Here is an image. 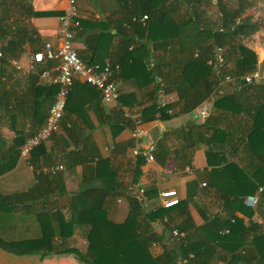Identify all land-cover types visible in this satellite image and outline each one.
I'll return each instance as SVG.
<instances>
[{
	"label": "crops",
	"instance_id": "crops-1",
	"mask_svg": "<svg viewBox=\"0 0 264 264\" xmlns=\"http://www.w3.org/2000/svg\"><path fill=\"white\" fill-rule=\"evenodd\" d=\"M243 1L249 2V6L239 19L245 21V26L248 29L251 27V30L249 29L248 34L239 33L236 39L255 52L257 63L253 73L257 81L264 82V0ZM20 2L30 6L33 13L26 14V11L18 17L17 26L19 29L25 28L27 34L17 37L19 43L22 38L21 50L18 52L16 50L14 57L6 59L7 64L4 65L5 69L0 77L1 86L4 88L12 86L15 91L31 85L29 74H37L43 62L48 66L55 63L52 60H44L42 63L34 64L33 71H26L31 63V54L39 49L42 43L49 42L53 48L58 44L57 17L66 5V0H20ZM225 2L227 7H230L236 0ZM213 3L206 10L208 26L216 23L220 16L218 12L215 14ZM76 4L79 19L96 26L104 24L112 35L100 34L98 40L97 38L93 40L90 36L85 38L89 32L94 31L91 27L83 29L80 26L74 31L72 38V48L77 56L85 62L97 61L99 64L108 62L119 66L118 61L122 57L120 39L126 32L121 27L126 26L124 23L120 26L118 22L121 13L117 2L76 0ZM79 32H82V35ZM179 38V43L181 41L186 49L201 41L198 30L196 31L193 26L182 27ZM94 42L97 44L95 53L89 49ZM167 58L169 56H166ZM176 58L177 56L170 57L171 60ZM11 60L14 61L13 64ZM158 60L157 57L151 58L149 67ZM122 64L123 70L120 71L118 67L113 77L118 90L116 100L106 103L100 98L96 100L74 98L76 103L83 101V104L78 106L71 104V101L68 105L66 103L58 128L26 158L19 157L18 146L21 141L15 142L14 130L8 126L7 120L1 122L0 154L5 153L7 156L8 149L12 148L10 155L14 158L10 160L6 158L1 162L4 163L5 170L0 173V239L24 241L34 240L42 235L47 238L52 234L48 245H52L56 250L39 254H20L0 247V264H90L83 257L87 245V213L80 208L82 198L76 195L82 189L81 186L85 187L90 183L95 187L107 188V193L102 195L104 213L115 223L124 220L129 200L137 196L138 187L143 188L142 226L138 230L140 234L152 232L155 235L149 245L153 256L159 255L164 247L181 241L185 236L193 241L203 240V237L209 234L208 231H201L199 227L214 216L228 218L231 207H235L231 213L240 218L242 223L247 224L250 221L255 224V233L264 230V208L262 210L259 207L258 199L254 206L245 204L243 199L232 202L229 206L224 204L215 188L216 180H213L216 173L214 170L219 168L217 163L221 153L212 152L208 160L205 155V150L216 149L222 152L226 161L249 166L246 163L245 152L238 146L241 144L236 146L234 141L249 124L247 112L245 109L239 111L240 107L234 104L231 105L235 106L232 108L229 102L224 104L229 111L211 107L217 93L218 95L224 92L231 93L236 89L235 80L225 77L200 104L207 108L206 116H211L210 128L195 129L190 124L197 125L201 119L193 120L191 113L201 106L184 112L180 108L181 103L177 101L175 91L165 89L166 72L170 74L167 68L171 69L177 65L176 63L174 66L171 64L169 67L166 65L157 68L159 76L149 82L140 74L132 78L131 73L126 70L127 64L124 60ZM74 80L82 83L78 78ZM37 82L45 84L39 79L38 74ZM156 83L159 86L157 89ZM159 101L167 106L165 116L159 118L156 112L149 116L151 113L146 107L153 103L159 105ZM135 119L140 121L138 126L144 130L143 136H132ZM39 125L34 126L33 130L35 131ZM212 127L224 128L229 134L222 141L207 145L206 140ZM26 130L27 127L24 126L23 132ZM146 143L154 145L153 160H144L141 163L136 182H133L136 156L132 154V150H140ZM6 163L12 164L6 166ZM53 164H60L62 168L54 173H41L42 167ZM164 189L175 190L179 199L176 205L167 208L160 206L158 193ZM255 192L256 190L253 193ZM97 194L99 193H94L90 198L98 199ZM152 206L158 208L160 215L147 221L146 213ZM245 210H251V213L248 214ZM72 217L78 220L72 221ZM230 222H233V218H230ZM173 227L182 231L183 237L173 239L169 234ZM220 231L219 233L223 234ZM253 235L254 233L249 231L243 239L247 250L252 244ZM216 251L219 257L211 256L208 264H227L221 255L227 258L228 254L221 252L219 248H216ZM184 261L177 260L176 264H182ZM251 264L255 262L251 261Z\"/></svg>",
	"mask_w": 264,
	"mask_h": 264
},
{
	"label": "trees",
	"instance_id": "trees-1",
	"mask_svg": "<svg viewBox=\"0 0 264 264\" xmlns=\"http://www.w3.org/2000/svg\"><path fill=\"white\" fill-rule=\"evenodd\" d=\"M115 1L119 13H121L118 22L120 26H123L122 23L126 26L121 27L126 32L120 39L119 48L122 56L118 61L120 71L123 70L122 60H124L127 64L126 70L131 73L132 78L140 74L146 82H149L154 81L156 76H159V72L156 71L157 68L171 64L174 66L176 63L177 65L171 69L167 68L170 74L166 72L165 89L175 91L177 101L181 103L180 108L184 112L204 102L225 77L235 80L236 89L233 92H224L218 95L215 91L217 94L211 107L229 111L228 107L224 106L225 103L229 102L230 106L232 104L237 105L240 107L239 111L245 109L247 112L250 119L249 124L246 130L235 138V145L241 144L238 146H241L245 152L246 163L249 166H240L233 161H226L222 152L216 149L213 151L211 149L205 150V155L208 160L209 156L213 154L212 152L221 153L217 163L219 168L214 170L216 173L213 180H216V185L212 179L211 182L215 185L226 206L232 202L241 201L244 195L253 193L258 187H262L257 196L259 200L257 203L263 210L264 82L260 80L244 84L239 83L241 78L253 74L256 70L257 57L252 49L236 39L239 33H250L248 31L251 30V27L248 29L245 26L246 22L239 19L249 6V2L236 0L232 4L233 6L227 7L225 0ZM24 3L20 0H0V77L5 69L4 65L7 64L6 59L14 57L16 50L17 52L21 50L22 38L19 43L17 37L27 34L25 28L19 29L16 24L22 13L26 11V14L33 13L30 11V6ZM212 3L215 7V14L218 12L220 16L216 23L208 26L206 25L208 20V11L206 10ZM142 15L146 16L143 20L140 19ZM79 24L83 29L91 27L94 31L93 33L89 32L88 35L84 36L85 38L90 36L93 40L95 38L98 40V36L103 33L112 36L107 26H103L104 24L96 26L81 19H79ZM190 26H193L196 31L198 30L201 41L195 43L190 49H186L182 42L179 43L178 41L180 40L179 32L182 27ZM116 33L119 34L118 31ZM79 34L82 35V32ZM176 45H178L177 48ZM96 46L97 44L94 42L89 48L90 51L95 53ZM195 49L197 50L195 51ZM217 50L220 51L222 57L220 64L215 62ZM166 56L169 58L166 59ZM174 56H177L176 60H171L170 57ZM155 57L159 60L152 67H149V61ZM207 59H212L213 63L208 64ZM93 62L99 63L97 61H87L86 63ZM45 65L43 62L41 69L48 66ZM29 75H31V85L20 89V91H15L12 86L4 88L0 84V124L3 120H7L8 126L14 130L15 142L18 140L21 143L25 137L32 134L34 126L42 124L46 110L56 91L55 85L36 83V73ZM114 76L115 74L112 75L111 80ZM158 87L156 83L155 89ZM74 98L96 100L100 98V94L94 86L73 80L66 103L68 105L71 101V104H78V106L83 104V101L76 103ZM231 107L234 108L235 106ZM146 108L151 113L149 116L156 112L159 118L165 116L167 110L166 105L160 106L155 103ZM210 119L211 116H205L199 124L190 125L195 129L210 128ZM24 126L27 127L25 132H23ZM197 131L199 133V130ZM227 134L229 132L224 128L212 127L206 144L212 145V143L222 141ZM1 144L2 138L0 137V146ZM11 149H8L7 156L5 153L0 154V173L5 170L4 163L1 164L2 160L14 158L13 155H10ZM143 161L142 156H136L133 182H136L139 166ZM223 161L225 163H222ZM10 164L12 163H6V166ZM81 188L76 195L82 198L80 208L84 213H87L86 223L88 224L87 245L83 257L90 264H176L177 260L182 259L185 260L182 264H208L211 256L219 257L216 248L228 254L227 258L221 255L227 264H251V261H254L255 264H264V230L255 233L256 228H254L253 222L242 223L240 218L234 216L233 212L231 213L235 207L230 208L228 218L215 216L216 219L211 220L210 218L199 227L201 231H208L209 234L204 236L203 240L193 241L185 236L181 241L164 247L165 249L159 255L153 256L150 253L149 245L154 240L155 235L152 232L140 234L138 230L142 226V199L139 200L137 196L132 197L128 202L129 208L126 217L122 222L115 223L110 221L104 213L102 200L107 193V188L95 187L92 186V183L85 187L81 186ZM96 192L99 193L97 194L98 199L92 200L90 196ZM143 195L144 192H142V198ZM76 206L78 205L76 204ZM245 211L248 214L251 213V210ZM159 215L158 208L151 207L146 213L147 221H151ZM230 218H233V222H230ZM75 219L77 218H71L72 221ZM223 229H226V232L220 234L219 231ZM249 231L253 232L254 235L251 240L252 244L247 250L243 239ZM51 236L52 234L44 238L42 235L40 238L24 241L0 239V247L20 254H39L56 250L53 249L52 245H48L51 242Z\"/></svg>",
	"mask_w": 264,
	"mask_h": 264
},
{
	"label": "built area",
	"instance_id": "built-area-1",
	"mask_svg": "<svg viewBox=\"0 0 264 264\" xmlns=\"http://www.w3.org/2000/svg\"><path fill=\"white\" fill-rule=\"evenodd\" d=\"M145 18V15L140 17L141 20ZM57 20L59 33L58 44L53 48L49 42L42 43L41 47L31 54V63L26 68L27 72L33 71L34 64L41 63L44 60L54 61L55 63L53 65L40 69L37 74L39 79L46 85H55L56 91L51 104L47 108L42 124H40L32 134L25 137L19 145L18 154L21 158L28 157L30 150L46 141L58 128L59 121L64 114L68 92L75 78L98 89L100 98L103 102L107 103L114 101L118 96L115 83L111 80L112 75L118 71V65L109 64L108 62L103 64L96 62L86 63L77 56L72 48L73 33L80 28L76 0H66V5L58 15ZM212 61V59H207L206 62L211 64L213 63ZM11 62L12 64L14 63L12 60ZM215 62L217 64L222 62L219 50L215 52ZM16 66L18 67V65ZM252 76H255V73L246 75L243 79L245 82H251ZM159 102V105L162 106V102ZM206 115L207 108L201 106L192 111L191 118L193 120H200ZM134 122L135 128L132 130V136H143L144 130L138 126L140 121L135 119ZM153 151L154 145L152 143H146L140 150L133 149L132 154L135 156H142L145 161H151L153 160ZM61 168L62 165L53 164L42 167L40 171L44 174L54 173ZM202 185H204V183H202ZM261 189L262 187H258L255 193L244 196V203L249 206H254L257 200V193H260ZM142 192L143 188L138 187L137 197L139 200L142 199ZM158 196L160 198V206L163 208L173 206L179 201L174 189L161 190ZM152 207L155 208V206ZM220 232L224 233L226 229ZM169 234L175 239L183 237V232L175 227L169 230Z\"/></svg>",
	"mask_w": 264,
	"mask_h": 264
},
{
	"label": "water",
	"instance_id": "water-1",
	"mask_svg": "<svg viewBox=\"0 0 264 264\" xmlns=\"http://www.w3.org/2000/svg\"><path fill=\"white\" fill-rule=\"evenodd\" d=\"M254 81H257V77H256V76H255V77L252 76L251 82H254ZM239 83L244 84V83H246V82H245V80L242 78V79L239 80Z\"/></svg>",
	"mask_w": 264,
	"mask_h": 264
},
{
	"label": "rangeland",
	"instance_id": "rangeland-1",
	"mask_svg": "<svg viewBox=\"0 0 264 264\" xmlns=\"http://www.w3.org/2000/svg\"><path fill=\"white\" fill-rule=\"evenodd\" d=\"M235 140H236V139H234V141H235ZM214 219H216L215 216L211 218V220H214Z\"/></svg>",
	"mask_w": 264,
	"mask_h": 264
}]
</instances>
